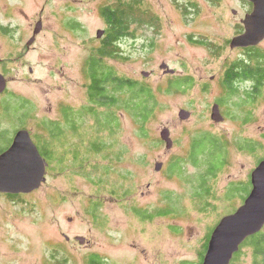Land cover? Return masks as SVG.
Instances as JSON below:
<instances>
[{
    "label": "rangeland",
    "instance_id": "1",
    "mask_svg": "<svg viewBox=\"0 0 264 264\" xmlns=\"http://www.w3.org/2000/svg\"><path fill=\"white\" fill-rule=\"evenodd\" d=\"M112 1L0 0V73L7 81L0 93V147L26 128L32 138H50L55 153L24 212L13 206L0 220V243L15 244L2 260L44 264L64 233L89 242L64 241L58 252L63 256L49 264H88L91 256L98 264H201L208 234L245 198L240 192L229 196L230 188L250 183L251 189V173L264 158V39L252 49L230 47L243 17L231 10L239 0H128V33L116 42L118 55L103 60L117 74L154 89L159 107L145 134L123 106L114 108L113 133L96 131L95 119L85 115L79 133L65 128L61 139L48 134L43 120L66 126L61 106L89 104L85 70L107 39L101 8ZM38 21L42 28L29 43ZM162 63L174 72H164ZM233 64L249 71L233 82L231 92L224 78ZM180 76L190 77V84L172 89L171 81ZM25 101L31 112L18 111ZM214 103L223 121L212 120ZM181 108L190 112L188 118L179 117ZM164 128L173 140L170 149L160 136ZM201 132L219 135L229 156L209 177L212 192L197 197L204 167L188 154ZM178 157L183 171L173 172L169 165ZM156 162L163 163L159 171ZM23 252L24 260L18 259ZM252 260L251 247L243 245L233 264Z\"/></svg>",
    "mask_w": 264,
    "mask_h": 264
},
{
    "label": "trees",
    "instance_id": "2",
    "mask_svg": "<svg viewBox=\"0 0 264 264\" xmlns=\"http://www.w3.org/2000/svg\"><path fill=\"white\" fill-rule=\"evenodd\" d=\"M128 3H130L128 0H114L101 8V14L107 21L108 28L106 33L108 36L107 39H105V42L99 47V49H97V52L91 55L85 70L89 82V104L83 105L80 108H73L68 105L61 106L60 113L64 118L66 126H64L59 120H43L42 124L47 128L48 134L52 139H61L60 137L64 135L65 128L67 129L66 133L69 131H72L75 134L79 133L80 127L78 124L83 122V116L85 115H90L95 119L94 128L96 131L107 130L110 133H113V130L115 129L114 124L117 119L114 108L117 106H123L127 112L132 114L136 122L139 124V127H141L140 132L142 135L145 134V130H143L144 126L153 117L156 109L159 107L154 89L152 86L144 82L134 81L128 77L117 74L111 66H108L105 60H103L107 55H118L119 50H117L118 44H116V42H118L120 36L124 33H128L130 27L129 19L131 17L128 12L129 10H126ZM149 17L152 18V16ZM198 42L203 43L202 41ZM112 43H114V45H111L112 54H109L110 51L108 48ZM252 48V46L247 47V49ZM257 70L258 68H255L254 72ZM248 71V66L241 68L240 64H233L225 73V87H227L229 91L234 92L235 88L233 87V82L239 77L248 76ZM255 74L260 77L261 73L259 74V72H255ZM190 82V77L180 76L171 81L170 86L172 89L184 90ZM250 94L251 92L248 96ZM123 95H126V98H124ZM21 105L22 106H20L18 111L24 110L23 113H25L28 109L31 112L32 107L29 105L28 101H25ZM3 107L5 110L8 109L7 105H4ZM1 136L2 135H0V137ZM52 144L50 138L46 141H38V147L44 158H46L47 165H49L51 160L54 159L55 155ZM66 150L72 151L74 159L79 158L80 155H78L76 151L73 152L71 149ZM228 156L227 145L219 135L217 136L209 132H201L193 136L189 148V160L192 163L204 167L203 173L197 179V181H199V187H201V190L196 192L197 197H200V195H208L212 192L209 186V177H215L217 173L226 166ZM181 159L182 158L180 157L174 158L169 165V169L173 172H182ZM175 165L177 169H174ZM249 187L250 183L241 187H231L228 195L233 196L236 192H240L242 199L246 197L245 194L249 192ZM210 234L211 233L208 234V240ZM208 240L206 239V243L204 244L205 248L200 252V263L206 252ZM243 245L251 247L253 264H264V232L262 230L248 237L241 246ZM238 254L239 251L233 255L230 264H233V261ZM92 258L95 260V257L91 256L88 264H98L97 262L92 261Z\"/></svg>",
    "mask_w": 264,
    "mask_h": 264
},
{
    "label": "water",
    "instance_id": "3",
    "mask_svg": "<svg viewBox=\"0 0 264 264\" xmlns=\"http://www.w3.org/2000/svg\"><path fill=\"white\" fill-rule=\"evenodd\" d=\"M253 10L243 20L245 31L234 36L230 41L231 48L255 46L264 39V0H251ZM42 28L38 21L34 28V37ZM104 30L97 31L100 38ZM34 39L31 38V43ZM164 72L173 73L174 69L166 63L160 66ZM144 76L149 72L143 71ZM7 86V81L0 73V93ZM190 112L181 108L179 117L186 119ZM211 118L215 122L223 121L224 116L218 103H214ZM161 139L166 142V148L173 146V140L168 128L160 132ZM162 162L155 163V170L159 171ZM47 161L40 154L32 140L29 130L18 129L13 135L10 146L0 153V191L2 192H30L39 188L46 180ZM251 189L243 203L232 213L223 216L213 228L207 249L201 264H230L233 255L239 251L242 243L250 236L260 232L264 227V158L259 161L251 173ZM83 242V236H77Z\"/></svg>",
    "mask_w": 264,
    "mask_h": 264
},
{
    "label": "flooded vegetation",
    "instance_id": "4",
    "mask_svg": "<svg viewBox=\"0 0 264 264\" xmlns=\"http://www.w3.org/2000/svg\"><path fill=\"white\" fill-rule=\"evenodd\" d=\"M220 2V0H217ZM254 7V3L251 0H239L238 1V8H232V13L236 14L237 11H240L241 14L243 15V17L241 16V18L239 19V22H237L236 25H238V29L236 31V35L241 34L242 32L245 31V26L243 23V20L245 18V16L249 13H251V11L253 10ZM188 9L187 6H185L184 10ZM42 21V20H41ZM31 38H35L34 35ZM31 40V39H30ZM251 47V46H248ZM253 47V46H252ZM239 48V47H238ZM243 49H247V47H243ZM247 74V72H246ZM2 139H0L1 141ZM32 140L34 141V143L36 144L40 154L42 155L40 148L38 147V141H46L47 139L44 138H32ZM13 138L9 139V142L7 143L6 146L0 147V153H2L3 151H5L10 144L12 143ZM43 156V155H42ZM44 157V156H43ZM46 160V158H44ZM40 188V187H39ZM38 191L37 189H34L30 192H17V193H11V192H2L0 191V220L5 219L4 217H7L11 212H13V206H18L20 213L22 214L24 212V204H28L29 202H31V198L32 196H34V194ZM3 234V233H2ZM5 235V234H4ZM3 235V236H4ZM23 236V235H20ZM78 235L74 236L73 238H70L67 234L63 233V237H64V241H71L70 243H74V242H78L81 245H84L86 243L89 242V240H86L84 237L83 242H80L77 238ZM6 240H9V236L5 235ZM64 241H62L63 243L57 242V244H54L52 247V254L50 257L43 259L44 264H49L50 261H56L57 257L63 256L62 254H58V252L63 250L64 247ZM5 242V241H4ZM6 243V244H5ZM0 243V264H22L20 261H16L14 258V260H10V259H3L2 260V256H4V254H9L11 253L10 250H14L15 249V244L13 243ZM4 251H8L7 253H4ZM15 252H19L17 250H15ZM58 254V255H57ZM56 256V257H55ZM25 257V252L21 253L20 258L18 259H22L24 260ZM58 260H63V257L58 258ZM117 263V261H116Z\"/></svg>",
    "mask_w": 264,
    "mask_h": 264
}]
</instances>
